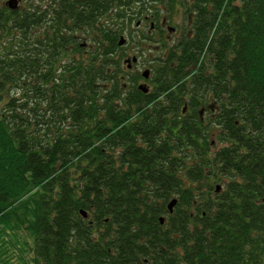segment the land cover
Listing matches in <instances>:
<instances>
[{"label": "trees", "instance_id": "1", "mask_svg": "<svg viewBox=\"0 0 264 264\" xmlns=\"http://www.w3.org/2000/svg\"><path fill=\"white\" fill-rule=\"evenodd\" d=\"M158 1H0V225L29 222L32 264H264V0L182 1L190 35L126 92L110 56Z\"/></svg>", "mask_w": 264, "mask_h": 264}, {"label": "rangeland", "instance_id": "2", "mask_svg": "<svg viewBox=\"0 0 264 264\" xmlns=\"http://www.w3.org/2000/svg\"><path fill=\"white\" fill-rule=\"evenodd\" d=\"M1 1V0H0ZM6 1V0H5ZM182 1L184 0H175L174 3L169 4L167 1H158L155 4H152V9L160 8V11L166 13L169 18V25L177 26L178 30L180 29L183 24L187 21L188 16V10L185 9V5L182 4ZM21 3V0H20ZM118 22V20H117ZM148 25H141L139 27H136L135 21L131 22L130 24H127L122 29V32L120 33V36L122 35L126 41L123 45H120V47L115 48V52L112 53V56L110 58L112 61L109 63L111 68H117L118 72L117 74H120L119 76H126V81L128 85L126 86V92L130 89H132L133 83H131L132 79L136 78V82H138L139 78H141L139 73L143 70L144 66L147 69H150L152 74V61H149V59L152 58H158V56L163 53L162 51L165 50V45L157 42L159 34L154 31L152 33L148 30ZM116 28L118 26L115 25ZM146 35V37H149V35H152L154 37L153 40L149 38H143V35ZM176 34H173L175 36ZM132 38V39H131ZM134 39V40H133ZM136 39H138V43L135 44ZM156 39V43L160 45V48L158 51L151 45V43H154ZM86 41L87 45L92 44L91 40H83ZM170 44V43H169ZM132 55H138L139 59L137 61V67L133 68V70H130L126 67L124 63V59L127 57H131ZM108 64V63H107ZM139 77V78H138ZM138 78V79H137ZM152 81L149 83L151 86H154L153 80H155L152 76ZM131 85V86H130ZM198 97H201L205 99V97L199 95ZM188 100V99H187ZM185 99V101H187ZM198 106V105H197ZM197 106L194 108V112L198 110ZM192 105L189 104V112L186 113L191 114ZM216 135V134H215ZM213 133H210L208 136V139L213 138ZM214 139L217 142L218 147L220 146V142L217 138L214 137ZM225 181V177H223L222 180H220V184ZM225 189V188H224ZM30 224L29 222H22V223H11L9 225L2 226L0 225V264H32L33 258H34V251H33V233L32 230L29 228Z\"/></svg>", "mask_w": 264, "mask_h": 264}, {"label": "flooded vegetation", "instance_id": "3", "mask_svg": "<svg viewBox=\"0 0 264 264\" xmlns=\"http://www.w3.org/2000/svg\"><path fill=\"white\" fill-rule=\"evenodd\" d=\"M19 3H20V0L18 1V7H19ZM76 6H77V3H75L74 7H76ZM157 10H158V14H157L158 16L150 21L151 23L149 26V32L150 33L156 31L159 34V36L157 37L158 38L157 42H159L161 44H164V42L168 43V44L169 43L170 44H178L183 36L190 35V33H191V31H190L191 14L189 12H188V16H187V21L178 30L176 25L172 26V25L168 24V22H169L168 15L166 13L162 12V10L160 11V8H155L153 10H150L149 15H151V17H154V15H155L154 13ZM141 25L142 26L145 25L144 20H139L136 24V27H139ZM173 34H176V35L173 36ZM80 45L82 47L86 48L87 43L81 42ZM155 47H160V45L155 44ZM136 63H137V61H136ZM136 63L134 65V63H132V61H130V67H128V69L133 70V68L136 67V65H137ZM144 68H145V66H144ZM150 77H151V73L149 71L148 78H139L138 84L144 83L148 86V89H150L152 87L151 84L149 83ZM204 97H205V99L199 97V99L196 100L197 105H198L197 106L198 110L196 111V113L199 116V120H200L202 127L213 126L215 124L216 114H217V112H219V105H218V103H216L214 101L211 102L206 97V95H204ZM189 104H190V102L184 104V107L182 110L183 113L189 112ZM213 135L216 138V135L215 134H213ZM214 137L210 139L209 144H210L211 148L217 149L219 147H218L217 142L214 139ZM231 141H234L233 146L235 148H237L238 144H236V142H235L236 141L235 136L231 139ZM231 146H232V144H231ZM231 172H232V178H234L237 181L242 180V176L240 175V170L233 171V169H231ZM222 179H223L222 176H218V178H215L213 180V183H211V187L213 188L214 192L220 193L222 190H224L226 178H225V181H223V183L220 184L219 182ZM261 189L264 190V185Z\"/></svg>", "mask_w": 264, "mask_h": 264}, {"label": "water", "instance_id": "4", "mask_svg": "<svg viewBox=\"0 0 264 264\" xmlns=\"http://www.w3.org/2000/svg\"><path fill=\"white\" fill-rule=\"evenodd\" d=\"M18 1L19 0H6L5 1V4L10 8V9H16L18 7ZM124 37L123 36H120V40H119V44H122L124 42ZM134 59H136L134 57ZM133 59V61H134ZM142 76L145 77V78H148L149 76V69H144L142 71ZM139 89L143 90L144 92H146L148 89H147V86L145 84H139L138 86ZM176 203V198H172L168 204H167V208L168 210L171 212L172 209H173V206L175 205ZM80 213L82 214L83 217H87V212L85 210H80ZM163 220H164V217H161L160 218V222L163 223Z\"/></svg>", "mask_w": 264, "mask_h": 264}, {"label": "bare ground", "instance_id": "5", "mask_svg": "<svg viewBox=\"0 0 264 264\" xmlns=\"http://www.w3.org/2000/svg\"><path fill=\"white\" fill-rule=\"evenodd\" d=\"M57 2L59 3V4H63L62 2H61V0H57ZM71 6L72 5H74V4H70ZM138 22V21H137ZM125 42H123L122 44H120V45H123ZM38 51H43V54L44 53H47V52H45L43 49H41V48H39L38 49ZM43 54H42V56H43ZM49 54H47V56H48ZM134 57H136V59H134ZM134 57H127V58H125L124 59V63H125V65H126V67H130V61H132V59H134V61H132V63H134V65H135V63H136V61H138V59H139V56L138 55H134ZM137 64V63H136ZM136 67H137V65H136ZM135 68V67H134Z\"/></svg>", "mask_w": 264, "mask_h": 264}]
</instances>
